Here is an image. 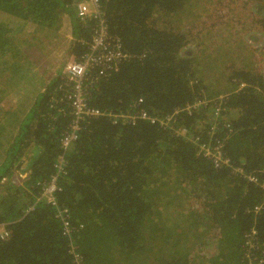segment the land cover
<instances>
[{
    "label": "trees",
    "instance_id": "1",
    "mask_svg": "<svg viewBox=\"0 0 264 264\" xmlns=\"http://www.w3.org/2000/svg\"><path fill=\"white\" fill-rule=\"evenodd\" d=\"M79 1L0 0V13L30 23L33 32L47 30L51 39L65 23L71 35L65 58L77 60L97 24L77 16ZM200 1L99 0L108 33L130 57L88 86V104L111 118L81 123L65 153L55 206L37 198L54 174L70 121L62 67L46 71L43 89L25 112L19 100L1 102L0 89V225L8 234L0 238V264H76L73 253L80 264H264V206L254 211L264 199V74L243 64L250 61L246 53L252 56L236 33L197 38L172 27ZM255 1V22L264 25V0ZM4 25L0 21V64L7 66L0 72L12 73L4 57L14 47ZM196 39L195 50L188 47ZM216 70L225 77L212 90L203 71ZM220 95L225 98L215 117ZM203 99L206 107L177 114L165 128L112 120L139 110L163 117ZM9 124L15 129L5 136ZM194 139L213 148L221 143L229 165L214 167L197 153ZM15 172L26 173L17 184L11 182ZM62 208L67 234L56 216Z\"/></svg>",
    "mask_w": 264,
    "mask_h": 264
},
{
    "label": "rangeland",
    "instance_id": "2",
    "mask_svg": "<svg viewBox=\"0 0 264 264\" xmlns=\"http://www.w3.org/2000/svg\"><path fill=\"white\" fill-rule=\"evenodd\" d=\"M209 4H213V6L209 8ZM198 5L199 6L190 11V13L183 15L178 21H174L172 27L183 31H189L187 33L190 36H196L197 38H210L212 35H218L228 39L230 35L236 33L238 43L242 45V47H247V50L250 51L252 56L251 58L250 54L246 53L250 61L244 62L243 64L252 63L257 67V70L264 74V25L255 22L257 19H260L255 10L257 6L256 1L202 0ZM203 6H207L210 9L209 12H204L202 10ZM213 8H215V10L212 12ZM208 13H210L209 16ZM0 15L5 16L4 19L0 21L5 24L4 26L7 27V29H10L7 36L8 38H12V45L14 47V50L4 58L10 59L15 69L12 73L10 70L3 71V73L0 72V89L5 92L1 102L6 100V98L16 100V102L19 100L22 103V107L27 106L24 110L25 112L28 106L32 104L36 92L43 86L44 81L47 79L46 71L51 70L52 67L54 70H58L62 67V72H60V74L64 72V68L68 63L65 55L69 45L67 39L70 35H66L67 28L65 24L62 26L63 28L58 30L55 39H51V36H49L50 32L47 30H43L46 34L33 32L34 28L30 23H23L21 20L11 18L12 16L7 14L0 13ZM234 21L237 22L239 27L241 25H244V27L242 29L236 26L234 27L232 24ZM169 24L166 23L167 26H169ZM196 31L198 32L197 34H195ZM247 34H249V36ZM252 38L254 39L252 40ZM198 40L199 39H196L195 42L190 41L188 47H193L195 50V43L198 42ZM205 44H208V42L206 41ZM6 66L7 65L0 64V68ZM221 66H223V63L219 62L217 67ZM51 71H53V69ZM204 72L205 71H203L204 77L208 79L209 82L213 83L212 90H215L216 83L225 77H222L223 72L220 70L205 73L207 77ZM25 75L28 77L27 79L24 78ZM17 81L18 86L14 85ZM11 83H13V87L11 86L9 88ZM17 103L20 105L19 102ZM1 111L2 109L0 108V112ZM1 114L3 115L2 112ZM22 114L23 112L20 113V116H22ZM9 118H11L10 115L8 116V120ZM7 128L5 136H9L15 129L12 124H9ZM206 248L208 252L213 250L210 244H208ZM138 262L139 263H136H141L140 261Z\"/></svg>",
    "mask_w": 264,
    "mask_h": 264
},
{
    "label": "built area",
    "instance_id": "3",
    "mask_svg": "<svg viewBox=\"0 0 264 264\" xmlns=\"http://www.w3.org/2000/svg\"><path fill=\"white\" fill-rule=\"evenodd\" d=\"M99 3V0H80L77 3V16L81 20L85 19V17L95 18L97 24L91 33L90 42L87 45V51L81 55L79 59L68 61L64 68V72L61 74L66 88L64 98L69 108L68 114L70 115V121L60 139L61 153L58 155L54 163V174L50 176L47 183H45L37 198V201H43L45 204L51 206L56 205L55 195L59 190L57 183L58 177L61 178L65 176V153L71 149V145L77 140L78 133L81 129V123L92 118H111L109 113L91 107L88 104L86 91L88 86L105 76L109 71H115L121 62L126 61L130 57L122 48L120 39L108 33L107 26L101 18ZM241 86H243V84H241ZM224 98L225 96L220 95L215 99L213 116L217 117L220 114L221 100ZM142 102V99H138L135 103L140 105ZM208 103L209 101L205 99L194 101L193 103L184 106L182 109H176L172 114L163 117L151 116L146 111L139 110L128 112L124 116H112V120L115 122L118 117H124L130 122L144 120L150 124H156L165 128L169 126L177 114L181 112L191 113L193 110L206 107ZM185 132L186 131L182 128L178 130V133L182 135ZM193 141L196 143L197 153L202 154L203 157L212 161L214 167L217 168L229 165L230 161L223 152L221 143L216 144L213 148L209 144L197 142V139H194ZM25 177V172H15L11 182L17 184ZM6 180L7 179H2L1 183H4ZM250 181L254 182L255 180L250 179ZM262 187L264 188V182ZM263 206L264 199L261 205L254 207V211H259ZM29 210H32V208ZM56 216L60 219L59 221L61 222L63 233L67 234L70 231L67 210L64 208L58 210ZM3 226L4 225H0V238L2 239L8 236L6 229L3 228ZM251 235H254V232H251L249 236ZM73 258L76 264H80V259L77 254L73 253Z\"/></svg>",
    "mask_w": 264,
    "mask_h": 264
},
{
    "label": "crops",
    "instance_id": "4",
    "mask_svg": "<svg viewBox=\"0 0 264 264\" xmlns=\"http://www.w3.org/2000/svg\"><path fill=\"white\" fill-rule=\"evenodd\" d=\"M11 18H14V17H11ZM14 19H16V18H14ZM64 24H65V23H63V25H64ZM66 35L69 36L70 34L67 33ZM70 37H71V35H70V36L68 37V39H67V40H68V43H69V41L71 40ZM65 56H66V55H65ZM51 59H52V58H51ZM52 60H53V59H52ZM50 68H51V66H50ZM52 69H53V71H55L53 67H52ZM52 69H51V70H52ZM51 70H49V71L51 72ZM49 71H48V72H49ZM45 83H46V80L44 81V84H45ZM44 84H43V85H44ZM12 85H13V83H11V85H9V88H10ZM14 85L18 86V81L15 82ZM6 86H8V85H6ZM12 87H13V86H12ZM42 89H43V86L40 87V88L38 89V92H40Z\"/></svg>",
    "mask_w": 264,
    "mask_h": 264
}]
</instances>
